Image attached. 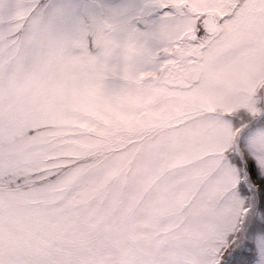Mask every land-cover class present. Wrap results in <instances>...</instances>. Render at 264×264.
Returning a JSON list of instances; mask_svg holds the SVG:
<instances>
[{
    "label": "snow or ice",
    "instance_id": "1",
    "mask_svg": "<svg viewBox=\"0 0 264 264\" xmlns=\"http://www.w3.org/2000/svg\"><path fill=\"white\" fill-rule=\"evenodd\" d=\"M0 264H264V0H0Z\"/></svg>",
    "mask_w": 264,
    "mask_h": 264
},
{
    "label": "rangeland",
    "instance_id": "2",
    "mask_svg": "<svg viewBox=\"0 0 264 264\" xmlns=\"http://www.w3.org/2000/svg\"><path fill=\"white\" fill-rule=\"evenodd\" d=\"M11 78V76H9ZM31 80V75L25 76L23 82H21L18 85V92H19V99L17 101H14L10 106L15 111H20L23 108L24 103L32 98H35L38 96V90L31 87L29 81ZM44 103L51 104L52 102L50 100L44 101Z\"/></svg>",
    "mask_w": 264,
    "mask_h": 264
}]
</instances>
